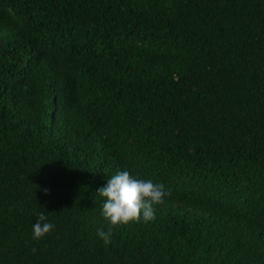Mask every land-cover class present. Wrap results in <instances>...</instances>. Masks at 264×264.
Instances as JSON below:
<instances>
[{"label": "trees", "instance_id": "obj_1", "mask_svg": "<svg viewBox=\"0 0 264 264\" xmlns=\"http://www.w3.org/2000/svg\"><path fill=\"white\" fill-rule=\"evenodd\" d=\"M0 264H264V0H0Z\"/></svg>", "mask_w": 264, "mask_h": 264}, {"label": "clouds", "instance_id": "obj_2", "mask_svg": "<svg viewBox=\"0 0 264 264\" xmlns=\"http://www.w3.org/2000/svg\"><path fill=\"white\" fill-rule=\"evenodd\" d=\"M47 194V189L44 190ZM103 198L102 216L109 223L107 231L97 230V236L105 245L111 243L112 228L130 222L147 223L155 219L154 205L161 204L170 196L164 185L130 175L128 171H119L106 180L97 190ZM54 225L47 221L41 212L32 226L33 238L40 239L52 231ZM35 251V249H33Z\"/></svg>", "mask_w": 264, "mask_h": 264}]
</instances>
